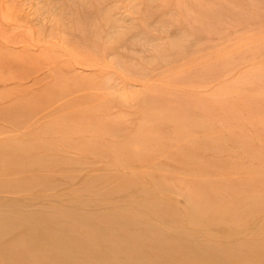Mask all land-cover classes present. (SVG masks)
<instances>
[{"label": "rangeland", "instance_id": "374dc122", "mask_svg": "<svg viewBox=\"0 0 264 264\" xmlns=\"http://www.w3.org/2000/svg\"><path fill=\"white\" fill-rule=\"evenodd\" d=\"M2 3L32 21L11 36H0V92L8 95L0 106L25 101L13 97L27 96L35 84L30 92L44 91L36 105L46 106L47 114L46 122H38L42 114L17 117L1 107L0 126L2 118L26 117L20 120L26 129L10 121L4 128L26 134L29 124L30 133L56 146L74 142L78 150H70L71 155L85 154L107 172L128 160L139 165L135 172L149 187L154 181L148 176L162 173L165 164L166 175L185 171L180 167L201 173V166L206 183L222 172L232 185L250 181L248 188L264 197V0ZM61 97L71 100L70 107L48 113ZM94 106V115L87 113ZM172 119L183 123L175 128L178 135L168 125ZM104 120L108 128L101 131ZM144 124L153 130V141L168 146L178 138L173 150L159 147L162 152L153 154L161 160L156 168L140 164L149 157L137 161V149L117 158L110 148L135 146V133ZM92 137L101 144L76 145ZM129 176L111 173L105 189ZM96 185L91 181L85 190L93 192ZM172 187L187 192L188 182ZM124 194L122 200L128 198Z\"/></svg>", "mask_w": 264, "mask_h": 264}, {"label": "bare ground", "instance_id": "6f19581e", "mask_svg": "<svg viewBox=\"0 0 264 264\" xmlns=\"http://www.w3.org/2000/svg\"><path fill=\"white\" fill-rule=\"evenodd\" d=\"M2 2L0 36H11L15 30L31 25L32 19L26 14L12 12L13 8ZM5 25L11 29L7 31ZM34 85L27 96L13 97L25 101L9 102L0 109L17 117L27 114L31 119L34 114H42L41 120L34 121L46 122V106L36 105L44 91L31 93ZM5 92H0V103L7 102ZM69 101L61 97L48 113L64 111L70 107ZM94 108H88L87 113L94 115L97 106ZM2 120L0 264H264V197L255 195L260 190L248 188L250 181L232 185L221 172L206 183L208 175L203 177L201 166V173L179 166L185 171L166 175L164 170L169 165L165 164L160 167L162 173L148 176L154 181L149 187L135 172L139 165L118 161L120 165H112L118 169L107 172L85 154L79 159L71 155L70 150H78L74 142L59 147L46 136L30 133L33 126L29 124L26 134L4 128L12 122L26 129L19 119ZM103 124L101 131L108 128L107 120ZM146 124L135 133V146L123 143L122 148H110L117 158L137 149V161L149 157L140 164L156 168L161 160L153 154L162 152L159 147L173 150L178 138L172 137L168 146L153 141L154 132ZM180 124L174 119L168 123L175 134V128L183 126ZM76 133L84 135L72 132ZM92 144L99 146L101 141L92 137L76 143ZM110 164L107 162L106 167ZM111 173L131 176L117 178L111 185L114 188L105 189L103 183ZM236 173L230 176L234 178ZM239 177L237 173L235 179ZM91 181L97 182L93 192L85 190ZM179 182H188L187 192L172 187ZM122 192L128 193L122 195H128L126 200L121 199Z\"/></svg>", "mask_w": 264, "mask_h": 264}]
</instances>
